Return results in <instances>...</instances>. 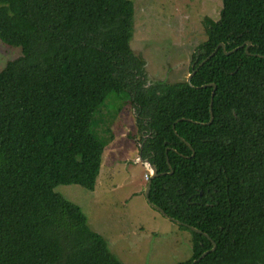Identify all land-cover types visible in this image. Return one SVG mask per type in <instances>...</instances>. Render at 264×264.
<instances>
[{
    "label": "trees",
    "instance_id": "obj_1",
    "mask_svg": "<svg viewBox=\"0 0 264 264\" xmlns=\"http://www.w3.org/2000/svg\"><path fill=\"white\" fill-rule=\"evenodd\" d=\"M221 2L190 83H147L133 0H0L22 52L0 69V264H124L53 189L99 174L127 101L149 199L191 234L176 264H264V0Z\"/></svg>",
    "mask_w": 264,
    "mask_h": 264
},
{
    "label": "rangeland",
    "instance_id": "obj_2",
    "mask_svg": "<svg viewBox=\"0 0 264 264\" xmlns=\"http://www.w3.org/2000/svg\"><path fill=\"white\" fill-rule=\"evenodd\" d=\"M133 3L130 47L145 59L147 83L185 79L191 53L206 37L201 18L217 19L221 0ZM21 55L20 47L0 40V69ZM112 129L114 139L103 148L99 174L88 183L58 184L53 190L83 211L87 229L101 234L122 263L176 264L187 259L191 255L190 232L146 200L148 171L137 160L139 136L130 101Z\"/></svg>",
    "mask_w": 264,
    "mask_h": 264
},
{
    "label": "water",
    "instance_id": "obj_3",
    "mask_svg": "<svg viewBox=\"0 0 264 264\" xmlns=\"http://www.w3.org/2000/svg\"><path fill=\"white\" fill-rule=\"evenodd\" d=\"M220 46L224 47V44L223 43H219ZM246 45H250V42L247 41L246 42ZM247 46H246V50H247ZM218 47V46H217ZM217 47L215 48V50L217 49ZM237 48V47H236ZM236 48L230 50V51H226V54H228L229 52L235 50ZM215 51H213L212 53H210V55H208L199 65H201L206 59H208L212 54H214ZM196 70V69H195ZM195 70L191 71L188 76L186 77V80L188 83H190V79L192 77V75L195 73ZM207 85H213V91L211 93V101H210V104L212 102V98H213V95H214V89H215V85L210 83V84H207ZM206 84H204L203 86H207ZM212 120V116H210V121ZM137 160L139 161H142L141 158H140V155L137 156ZM146 168H147V171H148V174H149V177H148V180H147V184H146V188H145V197H146V200L148 201V203L155 209H157L158 211H160L163 215H165L168 219H171L172 218L170 216H168L159 206L155 205L154 203H152L149 199V189H150V184H151V180L156 177L158 175V172L155 168V166L151 163H149L148 161H142ZM175 221L176 223H180L179 221L177 220H173ZM190 229H193L194 231H197L199 232L200 230H198L197 228L195 227H192L190 226L189 227ZM215 243L213 242V247L211 248V250H213L215 248ZM208 251H205L203 252L197 259H194L190 264H194L197 260H199L200 258H202Z\"/></svg>",
    "mask_w": 264,
    "mask_h": 264
},
{
    "label": "built area",
    "instance_id": "obj_4",
    "mask_svg": "<svg viewBox=\"0 0 264 264\" xmlns=\"http://www.w3.org/2000/svg\"><path fill=\"white\" fill-rule=\"evenodd\" d=\"M147 174H148V172H147ZM147 174H146V179L148 180L149 174L148 175Z\"/></svg>",
    "mask_w": 264,
    "mask_h": 264
}]
</instances>
